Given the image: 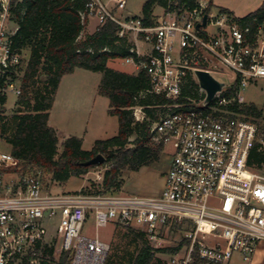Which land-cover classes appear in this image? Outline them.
I'll return each mask as SVG.
<instances>
[{"label":"built area","instance_id":"1","mask_svg":"<svg viewBox=\"0 0 264 264\" xmlns=\"http://www.w3.org/2000/svg\"><path fill=\"white\" fill-rule=\"evenodd\" d=\"M165 1L149 23L121 12L127 0H85L79 12L82 21L117 25V43L128 52L122 63L148 80L140 95L166 100L156 104L163 111L149 127L151 145L171 148L159 195L119 188L53 193L39 171L21 173L19 160L0 152V264H105L110 244L96 228L108 224L141 230L155 243L180 232L185 243L172 264H251L264 242V164L251 168L248 157L254 146L264 152V129L241 108L252 103L243 91L264 82V16L241 22L209 0ZM13 6L0 0L5 98L19 96L26 66L11 46L17 23L6 29ZM197 70L223 83L209 102ZM130 108L135 121L149 120L142 106Z\"/></svg>","mask_w":264,"mask_h":264},{"label":"trees","instance_id":"2","mask_svg":"<svg viewBox=\"0 0 264 264\" xmlns=\"http://www.w3.org/2000/svg\"><path fill=\"white\" fill-rule=\"evenodd\" d=\"M183 1L188 5L193 3V0ZM84 3L85 0H11L14 6L10 13L18 26L10 37L11 46L17 53L27 50L28 59L13 115L9 119L0 110V138L9 144V152L19 160L21 173L42 169L59 183L85 174L95 165H85L84 162L101 154L104 157L102 164L108 165L103 171L100 187L94 192H108L120 187L119 176L123 170H137L159 158L162 146L149 143V127L163 111L156 104L166 100L152 93L140 95L148 89L144 72L126 73L107 65L110 59L128 53L122 44L117 43L116 24L106 21L92 33L80 37L87 23L79 15ZM165 4V0H145L141 6L144 22L149 23L155 6ZM253 15L264 16V0L254 11L238 19L243 22ZM74 68L101 73L97 93L108 98V112L117 116L118 132L107 139L96 140L90 150L81 148L78 137L68 136L57 154L58 138L47 120L61 76ZM5 101L4 96L0 97V104ZM135 105L142 106L149 120H134L130 107ZM241 111L255 118L264 129L261 109L250 103ZM263 164L264 152L254 146L248 165L255 169ZM125 228L140 242L130 264H149L156 251L172 255L185 243L182 238L176 247H153L144 232Z\"/></svg>","mask_w":264,"mask_h":264},{"label":"rangeland","instance_id":"3","mask_svg":"<svg viewBox=\"0 0 264 264\" xmlns=\"http://www.w3.org/2000/svg\"><path fill=\"white\" fill-rule=\"evenodd\" d=\"M144 1L145 0H127L126 7L121 12L129 13V15L132 16H140L141 6ZM159 8L156 6L155 12H160ZM244 10L247 9H241L239 11H236V14H243L242 12ZM8 18L9 23L6 27L7 30L14 27V24L12 23L14 22L13 14L10 13ZM94 23V20H92L90 24H88V26L86 23L83 31L81 32L80 37H83L85 34H87V30H91ZM20 54L21 56H23V67L24 62H27L28 52L27 50H25L22 51ZM107 65L115 70L123 71L126 73H135L134 67L132 65L122 63V60L120 58L110 59ZM86 73L91 75V83H96V80L101 77V73L99 72L86 70ZM219 75L223 79L229 78V75L226 72H220ZM242 95L245 101L252 102L257 108L261 109L264 122V82L258 81L255 86H248L243 91ZM6 97V101L1 110L3 114L10 119L17 107L16 100L18 97H16L12 93H9ZM61 144L62 143H59V147H57V154L60 153L62 149ZM9 151V144H7L3 139L0 138V152ZM170 151L171 148L167 145L162 148L159 154V158L150 163L149 165L142 166L137 170H123L121 172V176H119L120 192L125 194H135L143 196L159 195L163 184V176L169 164ZM107 165L108 164L95 165L89 168V170L85 174L79 176H72L65 183L53 181L50 178V175L46 174L42 169H38V171L42 176V180L45 187L53 193H60L63 191H74L79 189L80 187L86 191H94L100 187V180L96 178V175L100 171H104ZM88 232L92 233L93 227L89 226ZM96 232L98 233L101 239L108 241L110 244V249L107 256V261L109 262V264H130L132 257L135 255V253L140 247L139 240H137L131 233H129L125 227L120 225L108 224L104 227H97ZM49 233L52 234V231ZM181 239L182 234L177 231L174 233H169L166 237H164V241L161 243L149 241L148 243L153 247H176L181 241ZM256 251L252 257L251 264H264V242H260L258 244ZM178 252V254H180L181 250L179 249ZM255 254H257V256ZM149 264H172L171 254L156 251L154 253L153 259Z\"/></svg>","mask_w":264,"mask_h":264},{"label":"crops","instance_id":"4","mask_svg":"<svg viewBox=\"0 0 264 264\" xmlns=\"http://www.w3.org/2000/svg\"><path fill=\"white\" fill-rule=\"evenodd\" d=\"M210 1L215 9L225 10L235 18L246 16L262 2V0ZM155 7L154 11H156ZM241 9L247 10L237 15L236 11ZM124 14L129 15V13ZM92 20L95 23L91 30L86 29L87 33H92L97 27L94 18L88 19L87 26ZM90 80L91 75L83 68H74L72 72L64 74L59 80L47 120L48 125L56 132L57 147L68 136H76L81 140V148L90 150L96 140L107 139L118 132V118L108 112V98L97 93L100 78L96 80V83H91Z\"/></svg>","mask_w":264,"mask_h":264},{"label":"water","instance_id":"5","mask_svg":"<svg viewBox=\"0 0 264 264\" xmlns=\"http://www.w3.org/2000/svg\"><path fill=\"white\" fill-rule=\"evenodd\" d=\"M206 16L203 17V22ZM195 76L198 84L206 91L205 102H209L214 93L220 90L223 86L222 82L215 80L205 71H195ZM104 162V157L101 154H96L92 158L84 162L85 165H100Z\"/></svg>","mask_w":264,"mask_h":264}]
</instances>
